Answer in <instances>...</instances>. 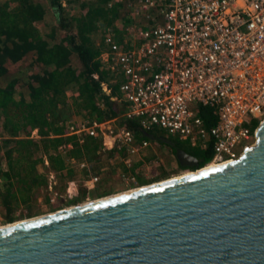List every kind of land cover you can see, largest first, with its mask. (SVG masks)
I'll list each match as a JSON object with an SVG mask.
<instances>
[{"label":"built area","instance_id":"2783aa9c","mask_svg":"<svg viewBox=\"0 0 264 264\" xmlns=\"http://www.w3.org/2000/svg\"><path fill=\"white\" fill-rule=\"evenodd\" d=\"M127 8L129 24L98 35V59L107 73L100 87L109 95L116 86L111 100L125 106L123 117L137 120L143 136L114 125L115 118L80 120L66 135L80 145L100 134L112 136L119 162L131 175L135 161L157 146L146 136L155 131L192 148L211 144L208 164L238 159L255 137L251 124L264 119V0H130ZM202 108L216 118L211 128L199 116ZM83 168L84 162L76 166ZM102 172L86 173L81 187L93 190ZM52 180L49 174L50 189ZM66 185L63 197L76 198L78 182Z\"/></svg>","mask_w":264,"mask_h":264},{"label":"trees","instance_id":"16d2710c","mask_svg":"<svg viewBox=\"0 0 264 264\" xmlns=\"http://www.w3.org/2000/svg\"><path fill=\"white\" fill-rule=\"evenodd\" d=\"M107 1L75 5L73 0L66 4L65 0H46V4L0 0V211L7 224L17 220L14 213L20 205H27L35 192L48 187L49 174L67 176L81 162L90 164L94 173L105 166L127 171L119 162L121 152L112 144V136L100 134L80 145L66 135L70 124L115 118L118 126L143 136L137 120L123 117L125 106L111 100L116 86L109 95L101 91L107 73L94 40L108 27L122 30L130 15V0L111 9L105 8ZM199 116L207 128L216 124L208 108L200 109ZM257 126L258 121L251 124L252 129ZM149 135L153 143L164 147L166 158L159 165L160 174L151 180L137 179L140 186L167 179L176 170L182 171L179 175L190 171L179 166L176 149L196 158L199 169L213 157L211 144L197 149L156 131ZM149 159L155 158L147 150L130 171L134 174ZM81 199L77 196L72 201Z\"/></svg>","mask_w":264,"mask_h":264},{"label":"water","instance_id":"95a60500","mask_svg":"<svg viewBox=\"0 0 264 264\" xmlns=\"http://www.w3.org/2000/svg\"><path fill=\"white\" fill-rule=\"evenodd\" d=\"M175 159L196 174L1 226L0 264H264V120L236 160Z\"/></svg>","mask_w":264,"mask_h":264},{"label":"rangeland","instance_id":"374dc122","mask_svg":"<svg viewBox=\"0 0 264 264\" xmlns=\"http://www.w3.org/2000/svg\"><path fill=\"white\" fill-rule=\"evenodd\" d=\"M39 1L43 4H46L45 3L46 0H39ZM73 1H76L75 5H78L80 3L85 2V0H73ZM65 4H66V0H65ZM98 39H99V37L97 36L94 40L95 47H96V44L98 43ZM263 120L264 119H262L260 121V123ZM117 124L118 123L116 121V123L114 125L117 126ZM259 124H258V126H259ZM156 133H158L162 137L173 138V139L177 140V138L175 136L166 134L162 131H156ZM254 143H255V137L252 139L250 146L253 145ZM163 148H164L163 146H162V148L159 147L158 145L155 146V149L152 150V153L154 154L155 159H149L150 160L149 162H145L142 166H140L139 169L137 170L136 175H135V173L133 175L132 172H131L132 175L128 171L124 172L123 169H120V167H118L116 169H111L110 167L105 166L104 168H102V170H100V171H103L102 172V176H103L102 181L93 190H90V191H87L84 188H82L81 182H80L81 179L84 178L86 173H89V172L94 173L93 170L89 169L90 164H88L87 162H84L85 165L87 166V168H83L80 170L75 169V172H72L67 176H64L61 174L55 175L54 180H52V183L55 182V185L52 186L51 189L47 187L43 191L35 192L34 195L32 196L31 201L29 203H27V205H20L15 210L14 214H15L16 219H17L15 222L22 221L25 219H29V218L22 217V214H27L29 212L32 214V217H30V218H34L37 216L56 212L58 210H63V209H66V208H69L72 206H77L80 204L92 202L94 200L101 199L104 197L116 195V194H119L122 192L132 191V190L141 188L143 186L145 187L147 185H152V184H155L158 182H163V181H166L168 179H172L174 177L180 176L179 174H181L182 171L176 170L175 172H172V174L169 175L167 177V179H163V180L157 181V182H150V183L142 185V186L137 184V179H139V178L151 180L156 175L161 173L162 170L160 169L159 165H161L160 164L161 161L166 158V153H165V150ZM145 153H147V151ZM1 165H2V162H1V157H0V166ZM189 170H190L189 172L194 171L191 169H189ZM186 173H188V172H186ZM133 176H134V179H132ZM70 180H76L78 182V185L80 187V189L78 191V197L81 196V198H82L80 201L73 202L72 200H74L75 198L68 199V198L63 197L65 188L67 186L66 184ZM138 183H139V181H138ZM54 192H57L62 197H59V198L55 197ZM0 209H1V207H0ZM2 214H4V212L0 211V227L7 224V223H5Z\"/></svg>","mask_w":264,"mask_h":264},{"label":"bare ground","instance_id":"6f19581e","mask_svg":"<svg viewBox=\"0 0 264 264\" xmlns=\"http://www.w3.org/2000/svg\"><path fill=\"white\" fill-rule=\"evenodd\" d=\"M208 165V166H207ZM206 165V167H203V168H201V169H203V170H207V169H210V168H215V167H218L219 166V164H215V163H210V164H207ZM196 174V172H188V173H185V174H182V175H180V176H178V177H174V178H172V179H168V180H166V181H171V180H178V179H181V178H185V177H188V176H191V175H195ZM166 181H163V182H166ZM159 183H162V182H158V183H155V184H152V185H156V184H159ZM148 186V185H147ZM151 186V185H150ZM144 187V186H143ZM142 188V187H141ZM138 189H140V188H138ZM132 191H134V190H132ZM127 192H130V191H127Z\"/></svg>","mask_w":264,"mask_h":264},{"label":"flooded vegetation","instance_id":"af4514ba","mask_svg":"<svg viewBox=\"0 0 264 264\" xmlns=\"http://www.w3.org/2000/svg\"><path fill=\"white\" fill-rule=\"evenodd\" d=\"M188 169H191L192 170L193 168H188Z\"/></svg>","mask_w":264,"mask_h":264}]
</instances>
